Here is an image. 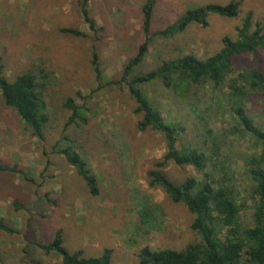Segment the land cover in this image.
Listing matches in <instances>:
<instances>
[{"label": "rangeland", "instance_id": "1", "mask_svg": "<svg viewBox=\"0 0 264 264\" xmlns=\"http://www.w3.org/2000/svg\"><path fill=\"white\" fill-rule=\"evenodd\" d=\"M79 1L0 0L3 74L12 80L41 67L50 79L43 142L22 126L0 98V161L20 166L27 178L0 174V218L18 230L14 235L0 231V264H62L57 254H46L37 247L49 243L57 230L69 252L81 250L84 257H97L110 249V264H139L138 254L144 246L180 251L198 241L186 207L148 186V171L165 153L162 135L140 130L142 116L126 87L109 84L120 78L124 64L144 41L141 7L146 0H88L98 30L95 34L81 17ZM230 1L156 0L151 31L173 23L186 9ZM239 1L236 18L211 15L205 28L194 24L173 38L152 42L139 72L185 54L199 59L212 55L221 48L222 37L235 38V27L246 13H252L253 22L264 30V0ZM62 28L78 30L86 37L63 34ZM93 51L98 55V79L90 64ZM232 64L236 73L250 67L264 72V51H258L255 60L251 55H238ZM144 89L158 108L168 112L164 118L185 126L183 141L207 128H220L219 121L213 123L208 116V126L199 125V113L191 109L198 106L192 99L194 105L189 107L190 102L176 101L158 84ZM196 90L198 94L203 91ZM69 97L84 107L85 125L66 126L70 113L63 102ZM213 116L223 118L218 113ZM63 136L76 142L96 176V196L62 156L52 153ZM240 147L246 149L244 144ZM236 163L242 164L240 160ZM165 173L175 182L199 177L190 167L174 164L167 165ZM140 205L152 212L153 220L147 226L137 215Z\"/></svg>", "mask_w": 264, "mask_h": 264}, {"label": "trees", "instance_id": "2", "mask_svg": "<svg viewBox=\"0 0 264 264\" xmlns=\"http://www.w3.org/2000/svg\"><path fill=\"white\" fill-rule=\"evenodd\" d=\"M155 4L156 0H146L142 5L144 41L124 64L120 78L109 84L126 87L136 104V112L142 116L140 130L150 129L162 135L165 153L154 169L148 171V186L158 188L171 202L186 207L193 217L190 229L198 241L180 251L152 250L144 246L138 254L139 264H264V72L250 67L236 73L232 64L238 55H251L255 60L258 51H264L263 27L253 22L252 13H246L235 27V38L222 37L221 48L212 55L199 59L185 54L161 60L141 73L139 68L152 42L173 38L194 24L205 28L211 15L236 18L240 7L239 0H231L224 5L210 3L189 8L173 23L152 32ZM79 11L89 30L97 33L88 0L79 1ZM60 32L86 37L70 28H62ZM90 64L98 79L100 71L95 51L91 53ZM49 83V75L41 67L27 70L12 80L6 78L0 57L3 105L15 113L38 142L44 141V128L49 120L46 100ZM153 83L169 91L176 101H188L192 107L193 100L201 106L200 110L191 108L192 112L199 113V125L207 127L205 117L208 116L213 123L219 121L220 128H207L203 134L183 141L185 126L168 116L164 118L168 112H163L146 95L144 88ZM196 88L204 92L198 94ZM63 107L70 113L66 126L87 123L84 107L73 98H66ZM213 113L223 115L222 120ZM243 144L245 150L240 147ZM52 153L64 158L92 196L98 194L97 178L73 139L63 136L53 145ZM236 160L242 164L239 166ZM169 164L190 167L199 177L175 182L165 173ZM6 173L27 179L20 166L0 161V174ZM137 215L143 226L153 220L146 205L138 206ZM0 231L9 235L18 233L3 218H0ZM37 247L46 254H57L62 264H110L112 254L110 249L97 257H84L81 250L69 252L64 247L61 230L55 232L49 243L37 244Z\"/></svg>", "mask_w": 264, "mask_h": 264}]
</instances>
